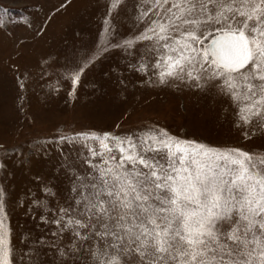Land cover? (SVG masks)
<instances>
[{
    "label": "snow or ice",
    "instance_id": "obj_1",
    "mask_svg": "<svg viewBox=\"0 0 264 264\" xmlns=\"http://www.w3.org/2000/svg\"><path fill=\"white\" fill-rule=\"evenodd\" d=\"M126 6L105 0L103 43L59 74L71 81L69 96L110 51L131 57L145 42L127 66L147 84L214 89L246 138L264 136V0H134L136 31L120 35ZM47 146L60 150L70 186L63 203L33 199L55 239L53 259L33 251L31 264H264V149L213 146L153 125L61 129ZM5 194L0 188V264H14Z\"/></svg>",
    "mask_w": 264,
    "mask_h": 264
},
{
    "label": "rangeland",
    "instance_id": "obj_2",
    "mask_svg": "<svg viewBox=\"0 0 264 264\" xmlns=\"http://www.w3.org/2000/svg\"><path fill=\"white\" fill-rule=\"evenodd\" d=\"M133 3L127 0L117 18L120 35L136 31L128 18ZM0 6L9 9L0 11V188L14 264H31L33 251L53 259L48 244L55 225L40 220L42 210L32 201L47 198L54 205L68 195L70 176L61 170L60 150L40 148L61 129L123 134L153 125L213 146L264 149V136L246 138L233 123L231 102L214 89L153 86L129 68L145 42L131 57L110 51L82 75L75 97L69 96L71 81L59 74L75 55L103 43L105 0H0ZM45 186L58 195L48 197Z\"/></svg>",
    "mask_w": 264,
    "mask_h": 264
}]
</instances>
